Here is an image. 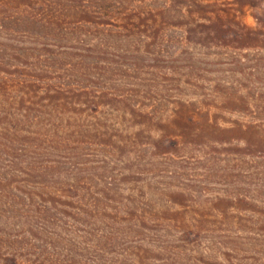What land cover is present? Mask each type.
Wrapping results in <instances>:
<instances>
[{
  "label": "trees",
  "instance_id": "trees-1",
  "mask_svg": "<svg viewBox=\"0 0 264 264\" xmlns=\"http://www.w3.org/2000/svg\"><path fill=\"white\" fill-rule=\"evenodd\" d=\"M184 1L190 4L191 10L183 13L170 9L178 8ZM147 2L0 0L1 10L9 12L16 8L23 16L20 21L2 20L0 35L4 40L10 33L5 24L13 21L29 28L9 34L5 42L74 43L71 48L74 51L62 56L49 52L50 46L43 45L33 58L36 62L28 55H23L22 62L0 58V119L8 112L21 120L32 109L35 112L38 109L40 116L34 121L52 117L57 138L66 134L62 122L72 115L79 123L78 131L69 133L74 139L82 136L85 128H90L84 125L87 120L95 130L103 129L100 121L105 120L102 114L107 101L127 107V115L132 119L146 121L150 116L147 108L139 109L126 95L104 86L108 81L117 80L101 71L103 62L99 58L106 54L102 42L110 38L114 42L225 39L224 26L218 28L215 22L220 12L199 10L204 4L199 0H167L154 10L146 8ZM70 14L77 21L72 20L68 26L66 21ZM102 18L105 22H101ZM165 21L176 22L167 30ZM232 33L242 49L247 46L241 42L260 38L255 30L234 22ZM17 35L22 36L21 41L14 38ZM3 52L0 50L1 54ZM109 64L106 65L112 70L113 64ZM28 71L44 74L45 80H35ZM189 108L187 104L178 108V116L183 115L185 121L184 125L177 126L182 129L177 139L149 138L144 147L163 148L164 156L192 150L224 154L233 165V171H244L245 178L255 182L253 187L251 184L244 188V193L228 198L218 195L211 207L203 206L195 211L167 209L159 213L148 198L145 200L146 192L141 198L143 203L137 200L133 190L115 189L118 186L114 183L99 190L77 181L71 184L75 179H71V175L50 176L46 171L52 170L55 163L66 160L68 165H74L70 155L68 158L57 156L67 152L72 144L59 138L45 141L31 134L36 135L40 145L27 148L17 140L16 129L0 126V223L4 221L9 225L21 213L18 218L27 228V232L21 228L24 232L21 237L35 236V240L24 242L19 238H2L0 233V240L6 241L0 245V264H264V123L256 119L246 125L234 123L220 127ZM254 115L249 113V116ZM144 121L139 129L148 128ZM135 141H123L121 145L135 146ZM77 143L73 140V145L79 148L81 144ZM52 157L55 160H50ZM43 160L48 162L44 173L39 169ZM230 207L234 212L228 210ZM163 212L171 213L172 217L154 219ZM205 212L209 215L212 212L213 220L206 217ZM190 214L197 216L189 218ZM220 217L221 220H217Z\"/></svg>",
  "mask_w": 264,
  "mask_h": 264
},
{
  "label": "rangeland",
  "instance_id": "rangeland-1",
  "mask_svg": "<svg viewBox=\"0 0 264 264\" xmlns=\"http://www.w3.org/2000/svg\"><path fill=\"white\" fill-rule=\"evenodd\" d=\"M163 1L167 2L148 0L146 8L157 9L162 6ZM199 1L204 3L199 10L220 12L219 16L214 15L218 16L215 22L218 28L224 26L222 28L225 39L216 42H114L110 38L108 42H102L103 53L106 54L99 58L103 62L101 71L108 78L117 80L114 83L108 81L104 86L120 95H126L139 109L147 108L150 116L146 121L137 117L132 119L127 115V107L106 101L107 107L102 114L105 120L101 118L100 121L103 129L95 130L90 126L91 121L87 120L84 125H89L90 128H85L82 136L73 139L69 133L77 132L79 123L75 122L76 118L72 115H68L66 119H70L62 122L65 127L62 130L67 129V132L57 138L72 145L69 146L70 149L65 150L67 152L62 151L63 153H58L57 156L68 158L70 155V162L74 165H68L66 160L55 163L52 170L46 171L50 176L71 175V179L75 178L71 184L81 183L99 190L105 188L106 184L114 183L118 186L114 187L115 189L120 188L124 192L133 190L137 200L143 203L141 198L146 192L145 200L148 198L149 203L159 213L167 209L182 211L188 208L195 211L203 206L209 208L218 195L228 198L232 194L244 193L242 190L251 184L254 186L255 182L245 178L244 171H233V165L224 154L219 156L217 153L210 154V150H192L186 154L181 152L164 156L163 148L153 150L152 147L148 149L143 145L149 138L177 139L180 136L182 129L177 126L184 125L185 121L183 115L178 116L181 104H187L194 114L207 116L209 122H216L220 127L234 123L246 125L256 119L264 123V0ZM189 6L190 4L184 1L178 8L170 9L184 13L191 10ZM22 17L16 8L9 12L0 9V23L7 18L20 21ZM73 17L72 14L67 17V25L72 20L77 21L76 17ZM105 20L102 18L101 22ZM13 21L11 24H5L10 32L6 36L29 29ZM165 22V28L168 30L176 21ZM233 22L255 30L260 38L241 42L247 46L245 49L238 47L240 43L233 39ZM169 35H172V31ZM14 38L22 40V36L17 35ZM5 40L4 36L0 35V50L4 51L3 54L0 53V58L7 57L19 62L23 61V55L32 57L31 60L36 62L33 58L37 57L43 45L50 46L49 52H55L59 56L74 51L71 49L74 47L72 42ZM71 57L74 58V55ZM108 63L113 64L112 70L106 65ZM28 74L37 81L45 80L46 77L40 72L34 74L28 71ZM36 111L38 112L32 109L28 116H23L21 120L6 112L0 119V126L16 129L19 136L17 140L20 139L27 148L40 145L36 135L31 134H37L45 141L57 139L54 119L50 117L47 120L34 121L40 116L39 110ZM247 111L255 115L249 116ZM143 121L147 123L148 128L141 130L139 128ZM238 137L241 138L235 136ZM73 140L81 144L79 148L73 145ZM134 140L135 146L121 145L123 141L131 143ZM50 160L55 159L52 157ZM221 161L223 163H220ZM47 163L45 160L40 162L41 167L38 166L41 172L44 173ZM75 165L77 166L74 169ZM75 170L77 171L72 173ZM229 202L231 201L227 200V204H230ZM228 210L234 212L231 207ZM205 213L206 217L213 220L210 217L214 216L212 212L210 215L209 212ZM195 215L190 214L188 217ZM18 216L11 220L9 225L1 220L2 238H19L24 242L35 240V236L21 237L24 232L21 230L22 220ZM171 217V213L163 212L154 216V219ZM217 220H221V217ZM23 230L27 232V228L23 227ZM38 237L36 236L37 239ZM4 242L6 241L1 239L0 245Z\"/></svg>",
  "mask_w": 264,
  "mask_h": 264
}]
</instances>
